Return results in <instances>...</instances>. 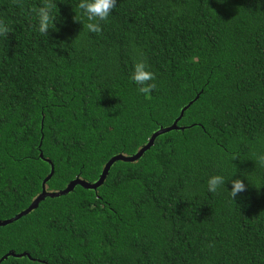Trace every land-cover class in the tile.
<instances>
[{"label":"trees","instance_id":"1","mask_svg":"<svg viewBox=\"0 0 264 264\" xmlns=\"http://www.w3.org/2000/svg\"><path fill=\"white\" fill-rule=\"evenodd\" d=\"M77 3L0 0V220L42 192L41 150L55 167L47 191L95 182L200 96L188 127L116 161L97 189L47 196L0 226V258H36L0 264H264V0H117L98 33L73 19ZM140 59L155 77L147 94L129 79ZM216 173L245 191L209 193Z\"/></svg>","mask_w":264,"mask_h":264},{"label":"clouds","instance_id":"2","mask_svg":"<svg viewBox=\"0 0 264 264\" xmlns=\"http://www.w3.org/2000/svg\"><path fill=\"white\" fill-rule=\"evenodd\" d=\"M117 0H78L77 12L73 19L82 23L83 29L88 32L98 33L101 31L100 22L105 21L112 10L115 9ZM82 10V13H81ZM37 19V31L42 35H47L48 30L54 27V17L51 13V5L44 3L34 9ZM86 16V20L81 19V15ZM9 28L6 24L0 23V37H6ZM154 73L150 71L146 62L142 59L134 61L129 79L138 86L140 93L147 94L154 87L151 81L154 80ZM259 165L264 166V153L256 156ZM235 174V173H234ZM233 174V176H234ZM226 178L225 175L216 173L209 175L206 179V190L209 193H216L221 189L227 190V195L234 200L239 193L245 191V183L240 178ZM231 182V187H226V181Z\"/></svg>","mask_w":264,"mask_h":264},{"label":"water","instance_id":"3","mask_svg":"<svg viewBox=\"0 0 264 264\" xmlns=\"http://www.w3.org/2000/svg\"><path fill=\"white\" fill-rule=\"evenodd\" d=\"M199 96H200V94H197V96L193 100H191L188 104H186L182 108L180 116L178 118H176L175 121L171 125L166 126V127H160L157 131H155L153 133V135L151 136L150 140L148 141V143L145 144L142 148H140V150L138 152H136L133 155H125V154H121L120 153V154H116V155L112 156L108 160V162L105 164L99 179L97 181H95V182H89V181H86V180L80 178L79 176H77L64 189H61L59 191H47L46 183L54 175L55 167H54V164H53L52 160L49 159V158H46L44 156V152L41 150L40 156L45 161H47L50 164V166H51V170H50L49 174L46 176V178L43 181V190H42V192L36 197V199L26 209L22 210L21 212H19L18 214H16L13 217L6 218L4 220H0V226H5L7 224H10V223L20 219L22 216H24L26 214H29L32 210H34L38 206L40 201L43 198L47 197V196L56 197V196H61V195H64V194H68L69 192L73 191L74 188L77 185H81V186H83L85 188L97 189L100 185L103 184V182L105 181V179H106V177H107L112 165L116 161H118V160H123V161H134V160H137L144 154V152L146 150H148L154 144V140L156 139L157 136H159V135H161L163 133L169 132L171 130L185 129L186 127H188V126H179L178 122L183 117L185 111L190 108V106L199 98ZM42 128H43V122H42ZM42 139H43V135H42ZM10 256H15V257L29 256L31 259L36 260V258H32L30 253H28L27 251H24V252H21V253H16L14 251H10V252L4 254L0 258V263L2 261H4L5 259H7L8 257H10Z\"/></svg>","mask_w":264,"mask_h":264}]
</instances>
